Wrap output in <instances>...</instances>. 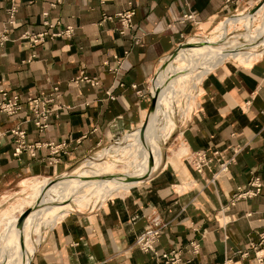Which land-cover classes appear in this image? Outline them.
<instances>
[{"label":"crops","instance_id":"obj_1","mask_svg":"<svg viewBox=\"0 0 264 264\" xmlns=\"http://www.w3.org/2000/svg\"><path fill=\"white\" fill-rule=\"evenodd\" d=\"M260 1L0 0V33L7 35L3 42L0 38V88L23 99L59 88L51 126L44 132L27 111H0V219L28 208L23 204L35 182L76 170L86 157L141 127L151 105L152 80L169 54ZM131 7L133 26L120 33L115 15ZM44 11L62 24L49 28ZM62 25L75 27L72 36H47L35 45L25 37ZM116 56L123 60L119 73L104 64H117ZM177 108L159 140L163 149L154 161L160 163L151 175L87 208L71 205L49 223L36 217L34 250L24 264H159L154 252L135 243L154 220L164 225L157 249H180L186 264H257L251 244L264 230V185L253 197L235 204L231 199L253 174L264 180V51L248 63L233 57L219 62ZM17 125L27 131V142L65 141L67 152L56 154V162L47 146L35 156L27 150L16 155L11 131ZM200 149L220 151L203 172L188 160ZM221 161H229L228 170L220 171ZM193 240L201 244L198 253L192 252Z\"/></svg>","mask_w":264,"mask_h":264},{"label":"rangeland","instance_id":"obj_2","mask_svg":"<svg viewBox=\"0 0 264 264\" xmlns=\"http://www.w3.org/2000/svg\"><path fill=\"white\" fill-rule=\"evenodd\" d=\"M257 13L258 15L256 17H254L249 12L229 16L225 21L221 23L220 27L214 30L213 32H210L204 35L202 34L201 36L184 41V43H186L187 41H191L192 43L189 44V47L181 48L178 54L183 51H191V52H194V55L192 56V58L187 61H180V60H177L175 57L165 67L161 68L162 70V71L160 70L161 73L159 71L160 73L159 80H161L162 77H164V75L166 77V73L172 74L173 72H175L173 74H176V73L180 74V78L177 82H173L170 78L171 75H169L165 80V87L162 88L164 89L163 90L164 92L162 93L161 103L164 105L163 108L169 115L170 114L172 115L173 113L177 111L178 109L177 105H181L183 100L188 97V95L192 91L193 84L199 79H201V77L207 71H209L212 67L215 66L213 64L214 62L218 60L217 62L218 64L224 59H228L231 57L242 62V58L238 59L239 57H237L233 53L229 54L226 58L220 59L219 57L220 55L215 51L216 47L217 48L223 47L224 49H227V50L229 49V50H242V51L253 52V56L251 57V59H254L258 57L260 54H262V52L264 51V35H259L258 30L260 29L259 27L262 28V24L264 20V5L261 6L257 10ZM244 44L247 45V48L242 49V45ZM197 47L201 48L200 52ZM257 53H258V56H256ZM251 59H248V62H250ZM202 72L203 74H201ZM159 80H157L156 82L154 80L152 82L151 89L153 92L157 90ZM151 99H152V94H151ZM158 108H159V104L157 105L156 110ZM155 111H153L150 114L149 124H151L153 120ZM169 115L167 116V119H166L167 120L166 126L164 128L159 127V128L154 129V131L156 132V135L150 136V141L152 142L157 141L158 143L160 142L159 141L160 138L166 133V131L169 128L168 122L169 121L171 122V118H169ZM161 121H163V118L160 119L159 122L161 123ZM153 125H155V123L151 124L150 128L153 127ZM137 133H140V127L129 131L126 134L125 138L120 139L118 142L110 143L108 146L104 147L103 150H100L95 155L86 157L83 161H81V163L78 165L76 170L70 171L64 176L57 177V181L53 183L51 186H49V188L47 189L46 193L43 196V200H45L47 197H50V196L51 198H53L52 196L54 197L60 196V194L62 193L61 191L67 188V186L62 185V184L60 185L58 183L65 181L66 179L69 180L71 177L73 178L74 176L87 175L89 179L105 178V177L113 176V175H116V176H113L116 178L138 177V174H139L138 172L140 171L139 165L142 159H140V157H136V155L131 152L132 149H135L138 152L140 150L139 140L141 139L140 137L138 139V136L140 134H137ZM137 142L138 144H136ZM130 143H132L131 149H129V146H128ZM147 144H148L149 152L151 153L149 142ZM159 147H160V150L162 151L163 148L161 149V143H159ZM102 159L106 160L108 164L110 163V165L109 167L107 166L102 167V170H101L100 168L101 166L100 167L98 166L99 167L98 168L96 162H101L103 161ZM117 175H122V176H117ZM110 179H113V178H110ZM47 182L48 181H44V183L42 184H44L45 186ZM140 182L141 181L138 180L136 184H132V185L133 186L137 185ZM56 184L59 186L55 188L54 185ZM107 186L108 185L106 186L103 185L102 187L101 186L99 187L98 185L95 186L89 181L85 182L77 188V191L75 193L71 192V196L68 197L67 201L70 202V204L73 205L74 207L87 208L88 206L94 203H98L106 199L109 196L115 195V194L108 195ZM130 187L132 186L130 185L121 186V187H117L115 190H112V191L113 193L114 192L121 193V192L127 191ZM53 191H55V193H53ZM30 192H31L30 194H32V192H34V194H32L33 196L29 195V197L26 198V201H24V204H23V206L25 207L26 206L31 207L36 202V199L40 195V193L38 192V189H33ZM42 206L43 205L36 207L34 211L30 214L31 216L32 214L35 213L34 221L38 220L36 219V217H40V218L44 217L45 214L40 209V207ZM24 209L26 208H23L21 212ZM56 211H59V210H56ZM52 214H59V213L58 212L54 213V211L49 212L47 215H45V218L41 220V222L43 221V222L49 223L47 218H50ZM18 216L19 215H16L15 217H12L10 219H7L6 217L0 219V237L4 238L3 242L2 240H0V264H15L14 260H12L13 258L12 257L10 258L9 254H10V251L11 252L13 251L12 250L13 245H11L12 244L11 237L14 236L13 241L16 240L15 233L12 232V229L14 228V224L16 225L18 222ZM32 225L29 226L27 224L23 230L24 245H22L21 233H20V236L18 237L19 239L17 238L20 241V244L23 250L25 251V256H26V260L20 264H24L30 255V251L34 250V248H31L28 245V239L31 237ZM29 231H30V234L28 233Z\"/></svg>","mask_w":264,"mask_h":264},{"label":"built area","instance_id":"obj_3","mask_svg":"<svg viewBox=\"0 0 264 264\" xmlns=\"http://www.w3.org/2000/svg\"><path fill=\"white\" fill-rule=\"evenodd\" d=\"M129 4L133 5V0H129ZM16 8L17 7L14 3L9 8L10 17L12 19L15 16ZM43 14L45 16L44 24L49 28H54L55 26L62 24L60 20L53 22L48 19V11H44ZM134 14V7L116 13L115 17H117L121 22L120 33H125L127 29L133 26ZM105 17L112 18L110 15L104 16V18ZM74 31L75 27L73 25H62V27L57 31L47 30L41 33H26L25 37L30 38L33 45H35L38 41H42L47 36L51 38L61 35L72 36ZM0 38L2 40L1 42H3V40L7 39V35L0 33ZM125 52L128 53V51ZM116 60L117 64H111L109 61H105L104 64L108 66L110 71L119 73L123 60L118 56H116ZM82 79L94 84L99 83L96 78H92L87 75H84ZM58 91V86H54L50 92L43 90L39 93L29 94L26 99H23L20 93L11 92L7 88L2 87L0 88V111L9 115H17L23 111H27L30 119L34 122L37 129L40 132H44L51 126V117L56 110V98ZM11 132L16 136V146L14 151L16 155L27 150L32 156H35L38 148L47 146L51 150L50 160L52 162H56L59 158L56 154L65 151L67 152L68 143L65 141L58 144L43 141L33 143L27 142V131L21 125L15 126ZM219 154L220 151L218 149L213 151L200 149L189 153L188 160L198 172H203L207 167L212 165L215 158ZM218 164L220 165V171H226L229 169V161H221ZM217 175V173L213 174L212 181L216 180ZM263 185L264 180L259 175L253 174L248 182V185L245 187H239L232 195L231 203L235 204L236 201L242 198H250L257 195L261 192ZM163 228L164 225L159 223L157 220H154L153 224L149 225L137 236L135 242L136 245L146 252H154L160 259L159 264H186L187 261L183 258L182 251L180 249H171L162 252L157 249V244ZM190 245L193 253L199 252L201 244L198 240L191 241ZM251 247L255 253L257 264H264V230L260 232L259 240L252 242ZM212 264H228V260H225L223 263Z\"/></svg>","mask_w":264,"mask_h":264},{"label":"bare ground","instance_id":"obj_4","mask_svg":"<svg viewBox=\"0 0 264 264\" xmlns=\"http://www.w3.org/2000/svg\"><path fill=\"white\" fill-rule=\"evenodd\" d=\"M250 14H252L254 17H256L258 15L257 11L255 13H250ZM259 28H260L258 30L259 31V35H264V20H263L262 28L261 27H259ZM197 48H198V50L200 52L201 48L200 47H197ZM215 51L220 55L219 56L220 59L226 58L229 54L233 53L237 57H239L238 59L242 58V62H244V63H247L248 62V59H251V57L253 56V52L242 51V50H229V49L227 50V49H224L223 47H219V48L216 47L215 48ZM193 55H194V52H191V51H183V52H180L178 54V56H176V59L177 60H180V61H187V60H190ZM256 56H258V53H257ZM244 57H246V58H244ZM217 62H218V60L216 62H214L213 64L216 65ZM173 73H175V72H173ZM172 74L166 73V77L164 75V77H162L161 80H159V78H160L159 77L160 75H159L155 79V82L157 80H159L158 81V88H157V90H159V96H158L159 108L154 112L153 120L151 122V124L155 123V125H153V127L150 128V125L151 124L148 123L149 125L147 126V129H146V132H145V136L143 138L141 137V134L140 133H137V134H140L138 136V139H139V137L141 139V140H139L140 141L139 142V144H140V150H139V152L137 150H135V149H132L131 150V152L133 154H135L136 157H140V159H142L141 162H140V165H139L140 171L138 172L139 173L138 176H141V175H144V174L148 173L150 171V160L152 158L153 159L159 158L160 155H161V152H160L161 150H160V147H159V143L157 141L153 140L154 139L153 137H152L153 139H151V140H153L155 142L150 141V136L156 135V132L154 131V129L159 128V127L160 128H164L166 126V124H167V122L164 123V124H162L163 122L162 123L159 122L160 119H162V118L165 121L167 119V116L169 115L164 110V108H163L164 105L161 103V101H162V93L164 92L162 88L165 87V80H166V78L169 75H171L170 78H171V80L173 82H177L179 80L180 74H178V73L173 74V75ZM201 74H203V72ZM159 82H160V84H159ZM169 118H170V115H169ZM171 122H172V120H171ZM148 142H149V146H150L151 153L149 152V149H148V144H147ZM136 144H138V142ZM131 145H132V143H130L128 145L129 146V149H131ZM159 163H160V161L158 163H156V161H154V167H153V169H155L159 165ZM96 164H97V167L98 166L99 167L101 166L100 167L101 170H102V167H104V166L105 167L106 166L109 167V165H110V163L108 164L106 160H103L101 162H96ZM91 170H93V169H91ZM107 170H109V169H107ZM113 176H116V175H113ZM113 176H108V177H105V178L89 179V177L87 175H80V176H74L73 178L71 177L72 179L70 178L69 179L70 181L66 179L65 181H62V182H60L58 184H60V185L61 184L62 185H66L67 188H65L64 190L61 191L62 193L60 194V196H57V197L52 196L53 198H51V196L50 197H47L44 200L45 204H43V206L40 207V209H41V211L45 215H47L49 212H52V211H54V213L58 212L59 214H52V216L50 218H47V220L53 221V220L59 218L60 216H62L64 213H66V211H68V208L71 206L70 202L67 201L68 197L71 196V192L72 193H75L77 191V188L81 184H83L85 182H88L89 181L92 184H94L95 186L98 185L99 187L100 186L102 187L103 185H105V186L108 185L107 186V188H108V191H107L108 195L117 194V192H114L113 193V191H112V190H115L117 187L127 186V185L133 186L132 184H136L138 182V180H132L130 178H116V177H113ZM117 176H122V175H117ZM110 178H113V179H110ZM57 186H59V185H57V184L54 185L55 188ZM43 187H44V184H40V183H36V182L33 185V188L38 189V192L39 193H41ZM53 193H55V191H53ZM32 194H34V192H32ZM32 194H30V196H33ZM34 209L35 208H33V210L30 212V214L34 211ZM56 210H59V211H56ZM30 214L26 218L25 225L28 224L29 226H31L32 223H33V221H34L35 213L32 214L31 216H30ZM45 215H44L43 218H45ZM25 225H24V228H25ZM12 232L15 233V239L16 240L13 241L14 236L11 237L12 238V244L11 245H13V249H12L13 251L12 252L10 251L9 256H10V258L11 257L13 258L12 260H14L15 264H20V263H23V261L25 260L26 256H25V251L23 250V248H22V246L20 244V241L18 240L19 239L18 237L20 236L21 230L18 228L17 224L16 225L14 224V228L12 229ZM28 233L30 234V231ZM0 240H2V242H3L4 241V238H1L0 237ZM9 242H11V241H9ZM28 245H29V247L34 248L33 241H32V237H30L28 239Z\"/></svg>","mask_w":264,"mask_h":264},{"label":"water","instance_id":"obj_5","mask_svg":"<svg viewBox=\"0 0 264 264\" xmlns=\"http://www.w3.org/2000/svg\"><path fill=\"white\" fill-rule=\"evenodd\" d=\"M264 5V0H261L253 9H251L249 11V13H255L261 6ZM192 42L191 41H187L186 43H180L170 54L169 56L167 57V59L165 60V62L163 63L162 67H165L170 61H172L178 54L179 50L181 48H186V47H189V44H191ZM247 43V42H245ZM261 44V43H260ZM244 48H247V45L244 44L242 45V49ZM161 70V69H160ZM159 70V71H160ZM159 73V72H158ZM158 73L157 75L153 78L152 81H154L157 76H158ZM151 94H152V100H151V105H150V109H149V113L145 119V121L143 122V124L141 125L140 127V134H141V137L143 138L145 136V132H146V129H147V126H148V123H149V117H150V114L156 110L157 108V105H158V96H159V90H156L155 92L152 91L151 89ZM153 167H154V159L152 158L150 160V171L144 175H141V176H138V177H128L132 180H139V181H143L145 179H147L152 171H153ZM64 176V175H63ZM57 181V178L55 179H51L50 181H48L46 183V185L42 188V191L39 195V197L36 199V202L33 204L32 207H28L27 209H24L22 211V213L20 214V216L18 217V222H17V226L18 228L21 230V241H22V245H24V233H23V229H24V225H25V222H26V218L28 217V215L30 214V212L33 210V208H36L38 206H41L43 204H45L44 200H43V196L44 194L46 193L47 189L49 188V186H51L53 183H55Z\"/></svg>","mask_w":264,"mask_h":264}]
</instances>
